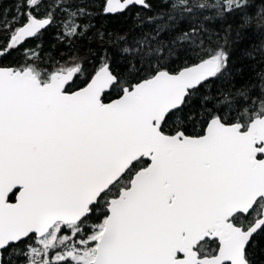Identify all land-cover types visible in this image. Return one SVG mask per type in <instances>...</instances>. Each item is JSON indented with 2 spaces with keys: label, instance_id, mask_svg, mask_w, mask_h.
I'll use <instances>...</instances> for the list:
<instances>
[{
  "label": "snow or ice",
  "instance_id": "6c2138e0",
  "mask_svg": "<svg viewBox=\"0 0 264 264\" xmlns=\"http://www.w3.org/2000/svg\"><path fill=\"white\" fill-rule=\"evenodd\" d=\"M0 264H264V0H0Z\"/></svg>",
  "mask_w": 264,
  "mask_h": 264
}]
</instances>
